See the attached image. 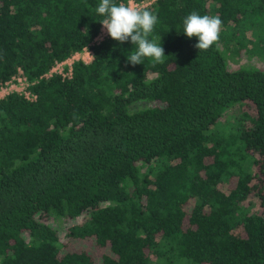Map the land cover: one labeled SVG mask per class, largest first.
<instances>
[{
	"label": "trees",
	"instance_id": "trees-1",
	"mask_svg": "<svg viewBox=\"0 0 264 264\" xmlns=\"http://www.w3.org/2000/svg\"><path fill=\"white\" fill-rule=\"evenodd\" d=\"M99 3L0 0V87L21 72L36 96L0 99V264H96L63 251L73 219L100 264H264V70L222 52L264 57V0H155L166 57L136 66L130 41L91 46ZM193 11L222 20L206 51L183 34ZM89 47L71 78L40 79Z\"/></svg>",
	"mask_w": 264,
	"mask_h": 264
},
{
	"label": "clouds",
	"instance_id": "clouds-1",
	"mask_svg": "<svg viewBox=\"0 0 264 264\" xmlns=\"http://www.w3.org/2000/svg\"><path fill=\"white\" fill-rule=\"evenodd\" d=\"M95 12L103 17L102 31L114 41L134 46L126 59V64H142L143 58L155 63L164 62V49L149 39L158 23V15L134 3V0L116 3L115 0H100ZM222 20L219 16L200 15L193 11L183 19V34L189 39L197 38L194 45L199 51L208 50L219 39Z\"/></svg>",
	"mask_w": 264,
	"mask_h": 264
},
{
	"label": "rangeland",
	"instance_id": "rangeland-1",
	"mask_svg": "<svg viewBox=\"0 0 264 264\" xmlns=\"http://www.w3.org/2000/svg\"><path fill=\"white\" fill-rule=\"evenodd\" d=\"M232 47H235V45H232ZM251 49L252 46L250 44H246V48L238 50L237 53L228 51L226 54L222 49L221 50L227 61L228 67L231 70L237 69L240 66L249 67V65L264 70V57L258 55L257 53H252L251 55H248V52L246 50H251ZM240 113H241L240 108L233 107L225 113L223 118L219 120V123L221 125H224L225 123L231 121L234 115L239 116ZM250 202L253 203L252 211L259 212L262 210L260 201L255 196L250 198ZM46 221L53 227L56 226V223H54L52 220L46 219ZM75 221L76 220L73 219L71 222L75 223ZM73 223L66 222V223H61V225L58 226L57 232L59 235L60 243L63 247V251L86 250L93 256L95 263L100 264L101 256L106 254L107 250L96 249L92 240L83 241V240L68 238L65 235V233H67V229L71 225H73Z\"/></svg>",
	"mask_w": 264,
	"mask_h": 264
},
{
	"label": "built area",
	"instance_id": "built-area-1",
	"mask_svg": "<svg viewBox=\"0 0 264 264\" xmlns=\"http://www.w3.org/2000/svg\"><path fill=\"white\" fill-rule=\"evenodd\" d=\"M155 0H142L140 3L135 4L140 5L142 8H145L151 5ZM109 36L105 31H102V25L99 28V31L96 37L93 39L91 46L98 45L105 40H107ZM92 51L89 48H85L80 53H75L70 58L56 63L46 74H44L40 79H49L52 76H60L63 79H69L72 75V67L75 62H83L85 64L89 63L92 60ZM39 79V80H40ZM38 81V80H37ZM31 84L22 76L21 72L12 78L11 81L7 82L4 86L0 87V99H3L5 96L11 93H18L22 95L25 99L29 101L36 100V96L32 94L28 87Z\"/></svg>",
	"mask_w": 264,
	"mask_h": 264
}]
</instances>
